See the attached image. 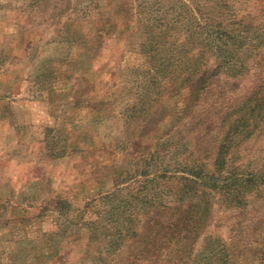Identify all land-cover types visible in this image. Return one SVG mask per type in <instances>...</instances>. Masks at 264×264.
<instances>
[{"label": "rangeland", "instance_id": "374dc122", "mask_svg": "<svg viewBox=\"0 0 264 264\" xmlns=\"http://www.w3.org/2000/svg\"><path fill=\"white\" fill-rule=\"evenodd\" d=\"M258 103L228 170L264 168V0H0V264H264L217 163Z\"/></svg>", "mask_w": 264, "mask_h": 264}, {"label": "trees", "instance_id": "16d2710c", "mask_svg": "<svg viewBox=\"0 0 264 264\" xmlns=\"http://www.w3.org/2000/svg\"><path fill=\"white\" fill-rule=\"evenodd\" d=\"M250 36L251 35H249V34L246 35V33L243 32L241 35H238V36L234 35L233 37H230L229 41H227V42H225L226 40H223V39L221 41H219L220 43L221 42L222 43L220 45H216L217 50L215 51L216 52L215 54L218 55L219 57H221L223 60H222V63L218 66L217 70H221L222 68H224L226 66H230L231 68H234L236 66H237V68L238 67L244 68L247 65V62H245L246 60H241V58L239 57L238 49H239V45L243 46V45H245V43L249 42L248 40L254 39V37L250 38ZM234 40L240 41L239 45L235 46V50L228 49L227 46ZM236 58L240 59L241 62H239V64H238V61H236ZM260 105L261 104L258 103L257 106H255V105L253 106L254 110H253V108H250L248 110L249 114H248V116L246 115L247 117H245V118H247V119H245V121H241L243 119H241V120L236 119V121H235L236 124H234L235 126L232 129L233 131L230 130L224 136L223 140H225V141L220 144V153L218 154V160H217V163L219 164V169L226 170V172H227L228 167L232 166V163H230L228 157H229L230 149L232 147L231 143H234L235 136L242 133V129H240L241 126L239 125V123H242L243 126H247L249 124V121H251L252 119L255 118V115H256L255 113L257 112V109L260 108ZM242 109H244V108H242ZM228 171H232V177H230L228 179V181L232 184L231 186L229 185L230 189H232V190H237V191L245 190L246 192H249V191L253 192L254 191L253 189L254 188L256 189V187H257V186H255V183H257V182L261 183L260 186L264 185L263 184L264 183V168L261 170H258L256 172H253L251 174L236 173V172H233L234 171L233 169H230ZM184 232H183V234H184Z\"/></svg>", "mask_w": 264, "mask_h": 264}]
</instances>
